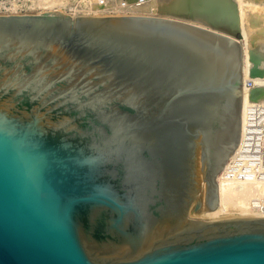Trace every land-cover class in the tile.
Listing matches in <instances>:
<instances>
[{
  "label": "water",
  "instance_id": "1",
  "mask_svg": "<svg viewBox=\"0 0 264 264\" xmlns=\"http://www.w3.org/2000/svg\"><path fill=\"white\" fill-rule=\"evenodd\" d=\"M240 40L186 20L0 15V264H264L218 203Z\"/></svg>",
  "mask_w": 264,
  "mask_h": 264
},
{
  "label": "bare ground",
  "instance_id": "2",
  "mask_svg": "<svg viewBox=\"0 0 264 264\" xmlns=\"http://www.w3.org/2000/svg\"><path fill=\"white\" fill-rule=\"evenodd\" d=\"M237 1L239 3H236ZM247 1H251L248 4H253L255 6L260 7L261 12L257 13L255 15V17L258 18L257 19V23L259 24V22H258L259 19H260V22L264 21V8H262V7H264V3H259L260 0H247ZM37 2H38V4L35 7L38 8L40 6L39 9H41V8L45 9V7L49 8L48 6L51 7L52 4L57 2V1L56 0H43V1L38 0ZM58 2H57V4H58ZM242 2H243L242 0H150L149 2H146L145 5L141 4L140 6H136L135 8L131 9L132 10L131 14H134V12L145 13L143 15H150V14L154 13V14H157V15H159L161 17H167V18H172V17H176L177 18V17H179L178 19H180V20H182L180 17H183V19L189 17V20H191V21L193 20L194 23H197L199 25L200 24L201 25L202 24L205 25L204 20H203L204 17L205 18L208 17L207 20L211 21V19L209 20V18H214L213 15L216 14V17H215L216 19L214 18L215 23L218 24V25L219 24L222 25L223 23H225V25H226V24H229V23H226L229 18H230L229 20L233 19V21H231V23L234 22L235 21L234 19H236L237 17H239L237 19L240 20V16H238L239 12H238L237 16H236V12L238 10L239 11L241 10L240 7L242 6ZM35 4H36V1H35ZM55 4H54V6H55ZM93 4L95 5V3H93ZM93 4L91 3L90 6L91 5L93 6ZM93 7L98 9L97 6H93ZM58 8H59V6H58ZM95 8H93V9H95ZM102 8H104V7H102ZM209 8H211V10L213 9V11L214 10L216 11L214 14H213V12L210 13V14H213L212 15L213 17L209 16L210 14L208 13V11H207L208 16L206 15L207 17L204 16L205 14L203 15V13H206L205 10L209 9ZM100 10H102V12H104L103 9L100 8ZM95 11H93V12H95ZM99 11H97V12H99ZM115 12H117L119 14L118 10H115ZM140 13H138V14H140ZM221 13H222V16H224L223 18H225V20H227L226 22L224 20H222V21L220 20L219 21V19L222 18V17H218L217 18L218 15L221 16ZM240 13H241V11H240ZM186 15H188V16H186ZM233 16L234 17L236 16V18H233ZM255 17H254V20L256 19ZM208 21H206V22H208ZM255 21H253V22L251 21V22L254 23ZM235 23L236 22H234L233 25ZM257 23H255V24H257ZM210 24L213 27L214 23L212 24V21H211V23H209V25ZM218 25H216V26L218 27ZM250 25L253 26L252 24H250ZM230 26L231 25L229 24L228 27H230ZM251 26H248V27H251ZM239 27H240V25H239ZM256 27H258V26H256ZM233 28H234V26H233ZM243 28H242V30H243ZM253 28H255V27H253ZM260 28H264V26H262ZM211 29L217 30L218 32H222L224 34H228L229 36L234 38V36L229 34L230 32L226 33V32H223L221 30H218L216 28H211ZM255 29H253V30H255ZM244 31H245V28H244ZM247 33H246V35H247ZM259 33H261V34H259ZM259 33L256 32V34H259L258 35L259 37L264 36V31L261 30V32L259 31ZM242 34H244V33H242ZM246 35L244 34L243 35L244 36L243 40L242 41L240 40V42L242 44V48H243V67H242V72H243V76H242V92H243V96H242V103H241V116L242 117H243V113H244V109H245L244 107L246 106V104H248L247 101L248 102L249 101H251V102L257 101L259 103V100L262 99V95H264V88H262V87H264V78H254V80L258 83L257 87H259V88H255L256 87L255 84H254L255 85L254 89L251 90V88H250V90H251V91L249 90L250 92H248V89L245 88L246 75H247L248 71H250V70H248V68H249L248 65H247L248 64V61H247L248 59L246 57L247 56V54H246L247 52L246 51H248L249 49L246 50V48H247V45L249 47L250 42L252 44V39H250L251 41L247 40L246 38L248 37V35H247V37H246ZM248 41H250V42L248 43ZM252 50H254V49H251V51H249V52H252ZM253 52H255V50ZM253 52L250 53V54H252L251 56H253ZM248 55H249V53H248ZM257 55L259 56V54H257ZM254 58H255V56H254ZM255 59H257V58H255ZM259 59H258V63H259ZM249 61H250V67H251L252 66L251 65V61L252 60H249ZM254 61H256V60H254ZM254 61H253V63H255V65H256L257 63L254 62ZM257 66L260 67V65H257ZM257 68L255 67V69H257ZM260 68H262V67H260ZM259 70H262V69H259ZM251 71H250V73H248V75H252L251 73L254 74L255 72H256V75H257L258 69H257V71L256 70H254V71L251 70ZM260 72H259V74H260ZM262 72H264V71H262ZM262 74H264V73H262ZM256 75H254V76L256 77ZM260 76L258 75V77H260ZM262 102H264V99H262ZM232 156H233V152L230 153V155L228 156V159H230ZM228 159H227V161H228ZM226 164H227V162H225L223 165L225 166ZM224 166L221 168L220 172L216 175L217 192H218V203H217L216 207L213 208V209H209V210H203V207H202L201 210L199 211V214H192V217L214 218V217H237V216H256V217L257 216H264V214H259V213L257 214L255 212H250L248 210V208H247L248 207V203H249L248 201H249L250 198L255 197V196H264V184H262L260 182L235 183V182H232V181L223 180L221 178V173L223 171ZM235 208L237 209L235 211L236 213L233 212L234 211L233 209H235ZM232 214H235V215H232Z\"/></svg>",
  "mask_w": 264,
  "mask_h": 264
},
{
  "label": "built area",
  "instance_id": "3",
  "mask_svg": "<svg viewBox=\"0 0 264 264\" xmlns=\"http://www.w3.org/2000/svg\"><path fill=\"white\" fill-rule=\"evenodd\" d=\"M36 0H0V15L24 14L34 11ZM67 0H60L62 6ZM148 0H80L84 3H95L106 7L105 14H130L135 6ZM134 6V7H133ZM37 8V7H36ZM255 84L252 78H246L245 88ZM241 116L240 137L233 156L228 159L221 173L223 180L235 183L260 182L264 184V103H248ZM248 210L264 214V196H255L248 201Z\"/></svg>",
  "mask_w": 264,
  "mask_h": 264
},
{
  "label": "rangeland",
  "instance_id": "4",
  "mask_svg": "<svg viewBox=\"0 0 264 264\" xmlns=\"http://www.w3.org/2000/svg\"><path fill=\"white\" fill-rule=\"evenodd\" d=\"M38 0H36V4H35V2H34V7L35 6H37V4H38V2H37ZM41 1H43V0H41ZM57 2L58 1H60V0H56ZM80 0H67L65 3H64V5H63V7H64V9L62 8V6H60V5H58L57 4V2H55V3H53L52 4V6L50 7V6H48L49 8H46L45 7V9L44 8H41V9H39L40 8V6L38 7V8H36L35 7V9H34V11L33 12H31V13H41V12H44V10L45 11H48V10H59V11H63V12H66V13H68V14H71V15H76V14H92V15H105V10L104 9H106L105 7L104 8H102V6L100 7L99 5H94L92 2V4H93V6H97L98 7V9L97 8H95V7H93L92 5L90 6V4L91 3H89L88 5L86 4V3H84V2H79ZM150 0H148V1H146V2H149ZM243 2H242V6L240 7L241 8V13H240V11L238 10L237 12H236V16H237V14H238V12H239V14H238V16H240V20L239 19H237V18H239V17H237L236 18V16L234 17L233 16V18H236V19H234L235 21L234 22H236L234 25H233V23L234 22H232L231 23V21H233V19H231V20H229L228 19V21L227 20H225V18H223L224 16H222V13H221V16L220 15H218L217 16V18L218 17H222V18H220L219 19V21L221 20H224L226 23H229L231 26L230 27H228L229 26V24H226L225 25V23H221L222 25H218V24H216L215 23V21H214V18L216 17V14L215 15H213L216 11L214 10L213 11V9L211 10V8H209V9H206L205 10V12L206 13H203V15L204 16H208V13L210 14V13H212L213 12V14H210L209 16L211 17L212 15L214 16V18H209V20L211 19V21H212V24L214 23V25H213V27H212V25L210 26L209 25V23H211V21H208L207 20V18H203V20H204V23H205V25L204 24H200L201 26H207V27H209V28H216V29H218V30H221V31H223V32H226V33H229V34H231L232 36H234L235 38H237L238 40H243V35L245 34L246 35V33H247V35H248V37H247V35H246V39L247 40H250V39H252V44H251V40L250 41H248V43L250 42V45H249V47H248V45H247V48H246V50H248V51H246L247 53V61H248V67L250 68H248V70H256L257 71V69H258V71H257V75H256V72L253 74V73H251L252 75H248V73H250V71H248V73H247V75H246V78H252L253 80H254V78H264V74H262V73H264V72H262V71H264V36H262V37H259L258 35L259 34H261V33H259V31L261 32V30L262 31H264V28H260V27H262V26H264V21H261L260 22V19H259V24L257 23V19L258 18H256L255 17V15L257 14V13H260L261 12V10H260V7H258V6H255V5H253V4H248L249 2H251V1H247V0H242ZM146 2H144L142 5H145L146 4ZM246 2V3H245ZM59 3V2H58ZM236 3H239L238 1L236 2ZM253 3V2H252ZM259 3H264V0H260V2ZM54 4H55V6H54ZM86 4V5H85ZM58 6H59V8H58ZM89 7V8H88ZM91 7V8H90ZM101 9H103V11L104 12H102V10H100V8ZM136 7V6H135ZM134 7V8H135ZM93 8H95V9H93ZM239 8V9H240ZM243 8V9H242ZM262 8H264V7H262ZM96 10V11H95ZM100 10V11H99ZM211 10V11H210ZM93 11H95V12H93ZM97 11H99V12H97ZM207 11H208V13H207ZM113 12H115V11H113ZM133 13V12H132ZM138 13H140V12H134V14H138ZM115 14H118L117 12H115ZM130 14H131V12H130ZM143 14H145V13H140V15H143ZM241 14V15H240ZM150 15H154V16H159V15H157V14H150ZM186 16H188V15H186ZM212 16V17H213ZM256 18L255 20H254V17ZM173 19H178L179 17H172ZM182 20H186V21H189V22H191V23H194L193 22V20L191 21V20H189V17H187V18H184L183 19V17H180ZM216 19V18H215ZM253 19V20H252ZM208 21V22H206V21ZM218 20V19H217ZM253 22V21H255L254 23H252L251 21ZM214 21V22H213ZM223 21V22H224ZM241 22V23H240ZM250 22V23H249ZM207 23V24H206ZM255 23H257V24H255ZM262 23V24H261ZM194 24H197V23H194ZM250 24H252L253 26H251ZM197 25H199V24H197ZM216 25H218V27L216 26ZM239 25H240V27H239ZM233 26H234V28H233ZM237 26V27H236ZM248 26H251V27H248ZM256 26H258V27H256ZM232 27V28H231ZM245 28V31H244V28ZM248 27V28H247ZM253 27H255V28H253ZM242 28H243V30H242ZM241 29V30H240ZM248 31H247V30ZM253 29H255V30H253ZM261 29V30H260ZM259 30V31H258ZM244 31V32H243ZM246 32V33H245ZM256 32H258L259 34H256ZM242 33H244V34H242ZM250 36V37H249ZM251 49H254L255 50V52H253L254 50H252V52H253V56H251L252 54H250V53H252V52H249V51H251ZM248 53H249V55H248ZM257 54H259V56L256 55ZM251 56V57H250ZM254 56H255V58H257V59H255L254 58ZM253 58V59H252ZM260 58V59H259ZM258 59H259V63H258ZM249 60H252L251 61V67H250V61ZM254 60H256V61H254ZM253 61L254 62H256L257 64L255 65V63H253ZM262 63V64H261ZM257 65H260V67H262V68H260L259 66H257ZM262 65V66H261ZM254 66V67H253ZM255 67L257 68V69H255ZM253 68V69H252ZM259 69H262V70H259ZM262 73H261V72ZM252 72V71H251ZM259 72H260V74H259ZM262 74V75H261ZM254 75H256V77L254 76ZM258 75L260 76V77H258ZM255 81V80H254ZM255 85H256V87L255 88H259V87H257V85H258V83L255 81ZM255 85H253L252 87H250L251 88V90L252 89H254V86ZM250 88H247L248 89V92H250L251 90H250ZM261 88V87H260ZM262 88H264V87H262ZM250 90V91H249ZM262 99H264V95H262ZM262 99H260L259 100V103L257 102V101H253V102H251V101H247V103H253V104H260V103H264V102H262ZM261 101V102H260ZM234 210V211H233ZM232 211L234 212V213H236L235 211L237 210L236 208L235 209H233ZM231 215V214H230ZM232 215H235V214H232Z\"/></svg>",
  "mask_w": 264,
  "mask_h": 264
}]
</instances>
